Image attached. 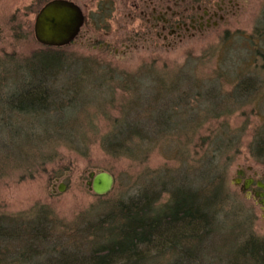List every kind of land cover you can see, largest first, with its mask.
Wrapping results in <instances>:
<instances>
[{"label": "rangeland", "instance_id": "374dc122", "mask_svg": "<svg viewBox=\"0 0 264 264\" xmlns=\"http://www.w3.org/2000/svg\"><path fill=\"white\" fill-rule=\"evenodd\" d=\"M48 1L0 0V72L3 71L8 79L0 80V96H4L10 82L19 81L16 69L24 64V59L46 50L36 41L33 26L37 12ZM69 1L82 8L86 20L76 41L60 49L64 51L63 56H69L78 81L81 70L89 73L81 81L84 82L82 94L88 100L85 109L98 116L84 128L86 131L80 124L75 125V132H95L98 137L90 139L86 156L74 152L62 138L54 139L52 147L43 148L45 157L53 158L36 168H28L25 164L29 161L20 160L19 154L33 150L29 145L27 148L15 147L14 153L19 154L6 156L3 153L6 148H0V218L9 215L23 218L33 210L47 208V220L53 232L62 241L68 237L77 238L80 234L86 235L80 227L81 221L111 217V207L124 198L135 197L144 181L143 186L150 182L155 191L160 190L156 185L161 180L162 187L203 189L204 180L209 183L205 171L209 161H200L204 157L212 160L221 173L220 187L224 192L220 201L224 208L218 214L219 224L212 225L211 229L214 234L218 228L216 241H209L211 236L198 245L196 253L200 256L195 258L194 264H210V259L217 261L220 258L217 254L226 255L227 243L242 244L246 235L239 237L244 230L240 224L248 222V231L263 239L264 216L253 198L234 185V181L238 169H244L247 176L264 173V161L258 158L255 147V137L264 127V0H232L233 7L221 12L223 17L217 28L205 31L181 29L179 35L178 32L169 34V29L162 32L155 21L146 20L151 16L150 3L144 8L142 5L145 4L140 0ZM168 3L170 10L165 11ZM212 6L215 9L216 3L212 2ZM159 7L161 13H180L186 4L173 6L171 0H165ZM177 18L174 22L180 21ZM87 56L90 59L84 62L82 59ZM113 72L118 77L113 78ZM128 74L138 83L135 85L136 93L141 97V109H137V114L141 115L145 106L154 105L152 115H161V109L156 106L163 100L167 101L163 113L169 114V109L173 108L179 115V118L175 115L176 121L183 122L171 136H163L164 150L155 148L144 161L111 157L98 144L101 134L111 129V120L107 118L118 115L119 104L132 96L127 89L135 88V85L129 86L131 83L128 84V78H125ZM165 81H174L178 89L160 100L151 86L156 84L158 90L157 83ZM91 83L106 84L113 87L114 92L109 90L105 95L103 86L95 87ZM110 101L115 102L111 104ZM79 116L83 118L85 114L82 112ZM219 133L222 134L215 137H219L218 142L222 144H216V148L222 150L232 146L224 155L211 146L212 135ZM172 148L177 152L179 148L186 150L184 157L187 160L181 161L179 153L176 158L172 157ZM102 170L110 172L115 182L110 193L98 196L88 190L86 183L89 173ZM61 185L64 190L59 192ZM205 195L209 197L210 193ZM168 196L161 193L154 207L166 203ZM154 207H151V215L155 214ZM225 220H228L225 228L230 229L228 231H222L220 226ZM2 225L8 231L16 229L13 224ZM79 240L78 237L69 246L79 249L76 253L86 254L85 244L91 239H83V244ZM67 250L71 249L65 250L68 253ZM204 254L208 257L205 263ZM167 257L161 258L163 264L173 259L172 254L166 260ZM228 258L215 264H228Z\"/></svg>", "mask_w": 264, "mask_h": 264}, {"label": "trees", "instance_id": "16d2710c", "mask_svg": "<svg viewBox=\"0 0 264 264\" xmlns=\"http://www.w3.org/2000/svg\"><path fill=\"white\" fill-rule=\"evenodd\" d=\"M43 47L46 48L45 51L24 59V64L16 69L19 81L13 84L9 81L10 87L4 96H0V148H6L3 150L6 156V154H19L14 153L15 147L27 148L29 145L33 148L31 152L23 150L24 152L19 154L20 160L31 163L26 162L28 168L33 166L36 168L53 158L49 155L45 157L43 148L52 147L54 139L62 138L70 144L74 152L86 156L89 153L90 139L98 137L95 132L91 134L75 132V125L80 124L84 129L98 117L97 114L85 109L88 100L82 94L84 82L81 81L85 80V76L89 73L81 70L78 73L80 79L78 81L72 70L70 58L67 55L63 56V50ZM89 59L90 57L87 56L82 60L86 62ZM111 74L114 75L113 78L118 77L116 72ZM125 78H128V84L131 83L129 86L138 84L136 78H132L130 74ZM1 79L8 80L3 71L0 72ZM91 84L95 87L103 86ZM157 85L158 90L156 84L152 85L151 89L160 100L165 95L174 94L178 89V84L174 81H165ZM102 88L105 89V95L109 90L114 92L113 87L110 88L106 84ZM122 90L124 91L125 88L123 87ZM127 90L132 92V96L119 104L118 115L113 119L107 118L111 120V129L101 134L98 144L102 151L111 157L122 156L132 161H144L155 148L164 150L165 146L163 147L161 143L165 138L163 136L167 134L171 136L176 132L175 128L178 124L181 125L183 122L179 119V122L176 121L179 115L173 108L169 109V114L163 113L167 102L163 100L159 102V106H156L161 109L159 111L161 115L157 116V113L152 115L155 112L152 111L154 105L150 108L145 106L142 108V114H137V109H141L139 107L141 97L136 93L138 89L135 85V88ZM114 102L110 101L111 104ZM82 112L85 114L83 118L79 116ZM260 130L259 135L255 137V147L258 158L264 161V127ZM220 134L222 133L212 135L214 139L211 146L219 153L222 151L224 155L232 146L222 150L217 149L216 144L222 143L218 142L219 137L217 139L215 136ZM178 151L172 148L170 150L172 157L176 158L179 153V156L182 155L181 161H186L184 157L186 150L179 148ZM200 161H209L205 164L209 183L204 180L203 189L194 187L188 191L179 186L162 187L160 183L163 180H161L156 185L160 190L155 191V186L150 182L143 186L144 181L135 197L124 198V201L111 207V217L106 219L96 217L93 222L81 221L80 227L84 229L86 235L78 236L79 243H82L83 239H91L90 243L85 244L86 254L76 253L79 249L69 246L78 237H68L63 242L60 236L53 232V227L47 220L49 215L47 208L33 210L23 218L18 215L0 218V243H2L0 264H163L164 260L161 258L168 255L167 260L171 258V254L173 259L171 258V262L167 264H194L200 256L196 253L198 245L211 236L213 237L209 241H216L218 228L214 234L211 229L212 225L219 224L218 214L224 208L220 201V196L223 197L221 193L224 191L220 187L222 183L219 180L221 173L218 166L204 157ZM206 187L210 189L207 190ZM161 193H167L169 198L166 203L154 207ZM208 193H210L209 197L205 195ZM151 207L156 210L154 215H151ZM248 220L252 221L251 218ZM227 221L220 223L222 231L230 230H225ZM5 223L15 225V231L5 229L2 225ZM247 226L248 222L240 224V228L244 230L239 237L246 235L242 244L236 246L234 242L227 243L226 255L217 254L220 257L216 259L217 261L220 259L225 261L223 258L229 257L228 264H264V238L253 235L248 231L250 227ZM246 231L248 234H244ZM69 248L71 250L67 251L74 252H65ZM203 257L205 263L208 257L206 254ZM217 261L210 259V264H215Z\"/></svg>", "mask_w": 264, "mask_h": 264}, {"label": "flooded vegetation", "instance_id": "af4514ba", "mask_svg": "<svg viewBox=\"0 0 264 264\" xmlns=\"http://www.w3.org/2000/svg\"><path fill=\"white\" fill-rule=\"evenodd\" d=\"M140 1L145 4L142 5L144 8H148L149 5L151 4V12H150L151 16L150 17L145 16L147 21H155L154 22L155 25L160 26V30L162 32L164 30L169 29L170 30L169 34H172L173 32H178L177 35L180 34L179 30L181 29L184 31H189V30L205 31L210 28H217L219 21H221L223 17L221 15V12H225L229 7H233L231 5L232 0H171L173 6L179 3L181 4L185 3L186 8L185 9L183 8L184 10L180 13L179 12L161 13L159 4L165 0H140ZM146 1H148V3H146ZM212 2L216 3L215 9L212 6ZM169 4L170 3L167 4V8L165 11L170 10ZM80 9L82 10L81 7ZM83 15L85 19L82 27L85 25V20H86V15L84 12ZM176 16L179 18L180 21L174 22ZM82 27L80 28V31ZM159 31L157 32V35H159V33L161 32ZM247 170H251V168L247 167ZM236 176H237L236 186H240L241 190L248 197L250 196L253 198V200L256 202V205L259 207L260 212H262L264 216V173L260 175L253 173L247 176L246 171L244 169H238ZM259 183L262 184L263 187L259 186Z\"/></svg>", "mask_w": 264, "mask_h": 264}, {"label": "water", "instance_id": "95a60500", "mask_svg": "<svg viewBox=\"0 0 264 264\" xmlns=\"http://www.w3.org/2000/svg\"><path fill=\"white\" fill-rule=\"evenodd\" d=\"M82 10L73 1L50 0L37 12L34 19L33 32L36 41L42 46L62 48L75 41L84 23ZM88 188L96 195H103L112 190L114 179L107 171L88 174ZM237 182L234 181V185ZM259 186L263 187L259 183ZM247 187V186H246ZM64 190L63 185L58 191Z\"/></svg>", "mask_w": 264, "mask_h": 264}, {"label": "bare ground", "instance_id": "6f19581e", "mask_svg": "<svg viewBox=\"0 0 264 264\" xmlns=\"http://www.w3.org/2000/svg\"><path fill=\"white\" fill-rule=\"evenodd\" d=\"M108 172V171H107ZM110 173V172H109ZM111 174V173H110ZM113 176V175H112ZM113 179H114V177H113ZM114 182H115V180H114ZM114 186V185H113ZM88 187V186H87ZM113 189V188H112ZM88 190H90L89 188H88ZM91 191V190H90ZM112 191V190H111ZM111 191H109L108 193H110ZM92 192V191H91ZM108 193H106V194H108ZM106 194H103V195H98V196H104V195H106ZM98 243V242H97Z\"/></svg>", "mask_w": 264, "mask_h": 264}]
</instances>
